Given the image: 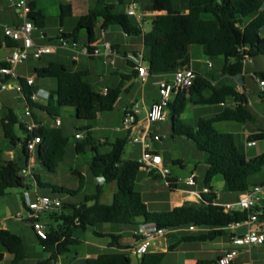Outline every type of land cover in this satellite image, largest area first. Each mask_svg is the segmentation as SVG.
Listing matches in <instances>:
<instances>
[{
	"label": "trees",
	"instance_id": "1",
	"mask_svg": "<svg viewBox=\"0 0 264 264\" xmlns=\"http://www.w3.org/2000/svg\"><path fill=\"white\" fill-rule=\"evenodd\" d=\"M144 12L158 10L164 12L154 17L151 28L144 33L135 19L126 13H117L113 4L105 0L98 1V8L82 16L76 29L69 34H62L68 39H79L82 31L87 33V45L92 48L97 41V26L101 28L120 26L129 36L144 37L143 60L148 65L150 77L172 76L179 68L191 65L190 49L201 46L205 56L215 66L214 74L208 76L197 74L194 85L189 91L177 94L170 104V121L172 137H186L192 140L196 148L207 154L206 163L209 166L205 186L209 190L203 198L205 204L183 205L168 212L157 213L148 210L141 194L136 190V183L141 172V165L137 160H124L127 138L117 139L110 151L101 153L94 142L91 130L86 139L76 145V151L81 154L90 146L93 157L90 170L94 177L104 178L105 184H118V191L114 195L111 205L102 204L100 198L104 186H98L92 195H87L78 204H64L61 211L51 214L48 222V238L41 240L46 253L50 256L36 264H57L58 259L71 252V248L80 244L75 236L77 230L88 231L103 224H135L142 218L146 223L155 224L159 229L174 230L190 226L208 228L204 236L191 239L214 241L226 234V227L234 222H241L247 218V212L225 213L222 206L215 204L217 192L212 184L216 176H222L224 191L243 193L252 186L251 179L264 169V152L249 158L241 153L235 142V136L229 132H220L214 125L219 122H237L253 124L255 116L249 106L248 96L239 92L235 86L225 81L214 79L220 76L239 77L245 73L247 60L264 58V0H188V13L177 10L172 0H137ZM31 7L30 19L36 28L43 29L46 17L37 9V0H29ZM72 15L70 6H62L60 19L64 22ZM15 47L16 43L10 39L0 40V50L4 46ZM6 66V63L0 65ZM138 73V71H137ZM220 74V76L217 75ZM38 78L56 79L57 106L42 108L51 116L59 117L61 108H74L77 119L94 121L98 115L113 111L122 93V84L109 89L106 94L96 92L87 81L86 72L70 73L60 63H51L49 67L36 69ZM264 79V72L260 73ZM25 98L31 107V90L21 80ZM191 96H196V105H227L220 113L210 118H202L196 127L185 125L182 116L187 108ZM18 117L12 109L2 120L5 139L16 144L15 125ZM36 136L41 137V144L37 151V159L41 167L50 173H56L59 165L64 161L68 138L61 129L37 130ZM251 139L264 142V129L253 134ZM25 155L27 140L23 142ZM0 146V197L10 191L24 190L30 181L37 183L40 189H52L55 194H68L75 197L80 195L85 187V177L79 172H73L79 179L76 190L43 183L40 175L33 174L23 177V165L17 161H3ZM177 164V162H175ZM177 179H167L172 189L177 187ZM90 203H92L90 205ZM264 218V216H263ZM96 235H100L95 232ZM112 238L111 247H117L124 252L104 253L96 258L86 260L85 264H133L129 248L118 242L119 237ZM0 246L13 255L11 264H22L27 257L26 246L21 236L9 230L0 229ZM130 250V249H129ZM165 253H146L140 264H164ZM0 254V262L3 260ZM197 264H219L218 260H200Z\"/></svg>",
	"mask_w": 264,
	"mask_h": 264
},
{
	"label": "crops",
	"instance_id": "2",
	"mask_svg": "<svg viewBox=\"0 0 264 264\" xmlns=\"http://www.w3.org/2000/svg\"><path fill=\"white\" fill-rule=\"evenodd\" d=\"M14 1L15 0H0V40L3 42H5V40L7 39L4 34V28L6 26H19L23 21L19 12L13 6ZM98 1L99 0H37V9L41 11L42 14L46 17V25L45 28L43 29L36 28L35 31L33 32V38L35 43L39 46L57 45L62 34L72 33L76 29L78 20L82 16H85L91 10L98 8ZM105 1L106 3L113 4L115 6L117 13H126V8L132 0H105ZM172 1L177 10L181 11L184 14L188 13V0H172ZM62 6H70L72 9V15L69 18H67L64 22H61L60 19ZM160 14H164V12H160L156 9L153 10L152 12H144L143 20L146 31H148L151 28L150 23L152 25L154 17ZM135 21L137 23L136 19ZM96 32H97V41L95 42L94 47L101 51V54L99 56L88 57L82 53L83 49L88 45H87V36L85 37L86 41L82 43L83 36L81 32L79 35V39L77 41H75V39L72 38L70 39L71 42H76L77 46L75 49L60 47L56 50L55 53L45 55L40 60L30 58L28 62L22 65L21 64L18 65L16 67L18 80L9 81L8 89L6 90L1 89V84L3 81H5V78L0 74V140H4L8 142L5 139L3 125H2V120L7 116L8 110L12 109L16 114V116L18 117V123L15 125V134L18 139L16 144L5 142L4 146H1V142H0V146L2 150L1 158L3 161H17L24 166L23 170L29 171L30 173L29 176L33 174L40 175V178L42 180V176L39 172V168H41V166L37 159V152L34 156L28 153L27 155H25L26 157L25 160H22L21 157H18V153L16 151L17 145L18 144L23 145V142L26 140L27 137L26 125L32 120L42 123L46 129H61L65 137L68 138V145L70 144L71 136L74 137L76 140V143L73 147L76 155L74 156V159L79 160L80 154L76 151V145L78 144V142L82 143L83 141L77 140L76 135L78 133H83L87 137V132L86 131L84 132L83 130L80 129H75L76 130L75 135H68V130L66 129L63 120L64 117H66L69 114L71 115L73 112H75L76 114V110L74 108H61L59 110L60 116L55 117V116H51L47 111L41 109V107L55 108L57 106L56 79H50V78L41 79L38 78L36 74V69L49 67L51 63L63 64L66 67L67 71L70 73L86 72L88 74L87 81L91 84V86L96 92L101 94H105L104 92L106 89L107 90L114 89L120 86V84H122V93L113 109V110L120 109L122 111L123 113L121 119L122 123H123V119L125 118L127 110L132 108V106L135 103L139 104L140 113L137 116V125L135 126V128L132 131H126L122 128L120 129L121 131H119V133L123 135H119V137H116V140L119 138H127L128 140L124 154L127 152L128 149L127 147L131 145L129 144L130 137L133 134H136L144 130L147 124L146 112L150 108V106L159 99L157 82L163 79L170 80L172 79V76H158L152 78L149 77L148 81L144 83L139 77V73H137V70L135 69L134 62L130 60L131 55L136 56L143 54L144 37L129 36L123 31V29L120 26H116V25L110 26L106 29H102L101 23H99V25L97 26ZM106 43L111 44L113 48L111 53L106 52L104 47ZM11 54H12V48L5 45L0 50V65L6 63L9 57L11 56ZM190 57H191V52H190ZM144 65L146 68H148L147 64L144 63ZM190 66L197 72V74L201 73L202 75L206 76L207 75L206 73L210 72V71L203 72L199 70L195 66L192 57H191ZM247 66L248 64L246 65V68ZM210 70H212V68ZM31 77L34 78V84L32 86H28V88L31 90L32 94H36L38 96L37 100L33 103L36 104L35 107L29 106L21 85V80L23 81L24 84H27V80ZM218 81L220 80H214L213 83H218ZM261 93L262 92H260V99L262 97ZM176 96L174 97L173 101L175 100ZM196 99H197L196 96L190 97V101L194 105H196L195 104ZM231 104H232V100L228 99L227 105H231ZM227 105L225 104L216 105L219 106V108L217 110L215 109L211 113L210 117H213L216 114L220 113L224 108L227 107ZM251 105L252 102L249 99L250 108ZM200 106H209V105H200ZM29 107L32 110L33 117H28L25 115V112ZM187 108L184 114L186 113ZM184 114L182 117H184ZM100 116L101 114L98 115L97 119ZM57 118L61 120L60 126L55 125V120ZM182 120L185 125H188L190 127H195L194 124L189 125V123L186 122L184 118H182ZM166 121H170V111H169L168 119ZM154 125L151 126V132L154 135H158L152 131ZM240 125L242 126V124ZM243 125L245 126L247 124H243ZM244 126H242V129L240 131L238 130L239 133L237 134L232 132L229 133H232L235 136L236 146H237V138H240L241 141L246 145V148H253L247 146V140L253 134L251 136H248L244 132ZM87 128H91V127L88 126ZM260 129H264V127H258L257 133L260 132ZM94 131L95 129H92L91 133L94 142L98 146H103V145H109L110 147L112 146L113 143H111V141L107 137L104 138L98 137L94 134ZM159 136L161 137V141L152 142L151 147L155 151V153L159 154L163 158L164 164L170 169L171 174L167 179L187 178L191 174H196L197 178H196V184L193 186L187 185L185 183H178L177 187L175 189H172L168 184L167 179L163 178L162 176L148 174L141 170L142 173H145V175L141 178V181L145 184V189L143 190L138 189V181H139V176L141 174L140 172L136 183V190L141 194L142 200L147 205L148 210L151 212L163 213V212L171 211L172 209L176 207H181L183 205H197V206L204 205L205 202L203 198L206 196V194L204 193V189L206 188V186H205V181L203 184L201 183V176L198 171V165H195L194 169L187 176L182 175V173H175L166 163L162 155V153L164 152L162 146L163 137L162 135ZM184 138L186 137H172L170 134V141L173 144H176V142L178 143L179 140L184 141L183 140ZM257 141H258L257 146H259V144H262L264 146V142L259 140ZM135 145L138 146V149L139 146L141 147L140 153H138L137 155H136L137 146ZM135 145L134 148L132 149V153L134 154H131V156L128 159H124V160L138 161V159L141 157L142 144L139 143ZM263 152H264V148L256 156L262 154ZM66 154H67V148H66ZM244 154L247 157L252 158V156L247 155V153ZM92 157L93 155H91V160ZM206 159L207 156L206 157L203 156V158H201L199 162L206 163ZM91 160L89 163V167L91 164ZM175 162H177V165L180 167L181 172L186 169L187 165L183 157L174 159V163ZM73 172H79L85 177V187L83 191L80 193V197L77 200L75 199L71 200L69 202L70 204L81 203L84 201L85 196L92 195L95 193V192L88 193L89 180L92 181V186L96 188L95 190H97L98 186L101 185L104 186V192L102 193V196L100 198L102 204L110 205L111 203H113L114 195L118 191L117 183L106 185L104 178L102 177L96 178L94 176L88 180L87 175L81 172L78 166L74 167L72 173ZM148 177L149 179H154V180L158 179L164 181L166 183L167 188L158 189L157 187H151ZM213 181L211 185L215 190ZM43 183H47V182H43ZM252 184L253 185L264 184V181L253 182ZM52 186H58V185H52ZM76 186L77 187L73 190L78 189L79 179H78V184ZM41 190L42 189L38 187L36 182H34V186L29 185L26 189H24L21 195L18 194L19 191L15 190V194H17L20 199V207L17 208V210L11 215H8L4 217V219L0 220V229L9 230L12 233L21 236L22 239L24 240L27 257L25 261L22 262V264H24L29 259V257H31V260H33V262L36 264L42 260L47 259L50 256V254L47 253L48 254L47 258L40 259L38 255H35L36 248L29 254L26 241L23 235L19 232L24 231L27 228L31 229L34 237L30 241L34 244L32 247H36L38 244L42 246L41 240L36 236L30 223L18 221L14 219V216L19 211H21L23 206L28 201L34 200L37 195L50 196L47 192L42 193ZM48 190H52V189L48 188ZM235 194L237 195V198L235 199L231 198V195H235ZM105 196H107V198L105 199V201H103V198ZM50 197L59 198L57 196H50ZM71 198L73 197L71 196ZM238 198H239L238 193H230L225 191L223 193L217 192V200L215 201V204L223 206L224 204L227 203H235L237 202ZM0 199H4V201H8V202L10 201V203L12 201H16V199L12 197L10 193H8L4 197H0ZM3 204H4L3 200H0V210L3 207L2 206ZM91 204L92 203H90V205ZM48 215L49 218L46 221H44L45 223H48L50 220L51 214ZM148 225L149 223H146L142 218H139L137 219L136 223L132 225L103 224L98 226L97 228L88 231L77 230L75 236L81 241L80 244L73 246L71 248L70 253L61 256L58 259L57 264H85L86 260L90 258H96L104 253L124 252L123 250L118 249L117 247H111V243L113 240L109 236L111 235L118 236L119 237L118 242L123 246L131 249L141 241V237H142L141 231L143 228L147 227ZM15 226L17 227L15 228ZM208 231H209L208 228H201L198 231H190L189 227L169 230L165 236L159 237L155 240V242L150 247L149 252L165 253L166 257L164 259V264H197L198 261L200 260H208V261L218 260L219 263V260L222 258L225 252L229 250L237 249L238 256L234 260L233 264H264V245L253 247L251 249L236 248L231 242V236L228 231L226 232L225 235L218 237L214 241H209V240L204 241L203 239H196V240L191 239L194 237L204 236L208 233ZM245 231H246L245 228H241L238 230V233L241 234L244 233ZM95 232H97L100 235H96ZM129 249L125 252H129ZM254 250L257 251L256 254L254 253ZM44 253L46 252L44 251ZM0 254H3L4 256L0 264H3L4 262H8V264H11L14 258L13 255L10 254L2 246H0ZM68 255H71V258L67 257ZM132 261L133 264H140L141 258L133 257Z\"/></svg>",
	"mask_w": 264,
	"mask_h": 264
},
{
	"label": "built area",
	"instance_id": "3",
	"mask_svg": "<svg viewBox=\"0 0 264 264\" xmlns=\"http://www.w3.org/2000/svg\"><path fill=\"white\" fill-rule=\"evenodd\" d=\"M14 8L19 12L22 23L19 26H6L4 28V34L6 38L14 41L16 46L12 48V54L6 62V66L0 68V74L5 78V81L1 84V89H8L9 81L18 80L16 67L20 64H24L29 61L30 58L40 60L43 56L55 53L58 48H72L75 49L76 42H71L70 39L63 36L60 37L57 45L51 46H39L35 43L33 38V32L36 29L34 22L30 19L31 7L29 0H15L13 3ZM264 11V5H263ZM126 14L137 20V24L146 33L144 26V12L142 11L137 0H132L127 8ZM105 50L108 53L112 52V46L110 43L105 44ZM82 53L88 57L99 56L101 51L94 46L90 48L85 47ZM130 60L135 64V69L139 73V77L145 83L150 77L148 69L144 65L143 54L131 55ZM253 63L252 60H247L246 64ZM208 68H213L214 64L210 60L207 63ZM197 78V72L191 66H184L179 68L170 80H160L157 82L159 99L154 102L146 112V126L144 130L133 134L130 137L131 144H142V154L138 159L141 165V170L158 176H162L167 179L171 171L164 164L163 158L155 153L151 147L152 142H160L161 137L154 135L151 132V126L157 123L164 122L169 116V106L172 103L174 97L182 91H189L195 83ZM34 84V78L27 80V85L32 86ZM216 83H213L215 85ZM261 88V100L264 102V79L259 80ZM241 92L239 89H237ZM108 90H105V94ZM243 93V92H241ZM245 94V93H244ZM38 96L36 94L31 95V102L34 103ZM140 113V107L138 103H135L132 108L127 110L125 118L123 119V129L126 131H132L137 125V116ZM25 115L33 117L32 110L29 107ZM55 125L60 126L61 120L57 118ZM44 127L42 123L35 120L30 121L26 125L27 133V151L30 155L34 156L38 150L42 140L41 137L36 136L37 130ZM76 139L84 141L86 139L85 134L78 133ZM150 141V142H149ZM258 145V141L248 138L247 146L255 147ZM21 175L27 177L30 175L28 170H22ZM196 174H191L187 178H178L177 183H185L193 186L196 184ZM207 188L204 189V193H208ZM64 203L60 198H53L46 195H37L34 200L28 201L21 211H19L14 219L18 221L28 222L31 224L36 236L40 240H47L48 238V223L42 220L43 215L59 212L63 209ZM223 209L225 213L233 212H247V218L241 222H234L229 224L225 229L230 233L231 242L236 248L251 249L264 245V184L254 185L248 191L240 193L237 202L224 204ZM202 227L190 226V231H198ZM245 228L244 233L239 234L238 230ZM169 230L163 228L159 229L155 224H149L141 231V241L129 250L132 257H143L149 252L150 247L159 237H163ZM238 256V250L233 249L225 252L222 258L219 260V264H233L234 260Z\"/></svg>",
	"mask_w": 264,
	"mask_h": 264
},
{
	"label": "rangeland",
	"instance_id": "4",
	"mask_svg": "<svg viewBox=\"0 0 264 264\" xmlns=\"http://www.w3.org/2000/svg\"><path fill=\"white\" fill-rule=\"evenodd\" d=\"M151 26V23H150ZM82 43L86 41L87 33L86 31H82ZM191 57L194 61L195 66L203 71L208 72L206 73L208 76L210 73H215V66L210 70L208 68V61L209 59L205 56L203 49L201 46L195 45L191 47ZM22 65V64H21ZM264 72V58L260 57L255 59V63L248 64L245 74L239 77H228V76H220L219 73H217L218 76H220L218 79L214 80H222L227 83L232 84L237 89H239L241 92L247 94L249 96V99L252 102L251 108L253 109L255 113V122L254 124H247L244 126V132L251 136L252 134L257 133L258 127H264V102L260 99V92L261 88L259 85V80L261 79L260 73ZM219 106L216 105H209V106H200V105H194L190 100L188 101V108L186 113L184 114V118L186 122L189 123V125H197L200 119L202 118H209L211 116V113L216 109H218ZM69 114V113H68ZM122 116L123 113L120 109H116L110 112L101 113V116L94 120V121H87V120H81L77 119L75 112H73L71 115H67L64 117V125L66 129L68 130V135H75V129H80L85 132V129H88L87 127L90 126L92 129H95L94 134L98 137L104 138L107 137L111 143H114L116 141V137H119V135H123L119 133L121 131L120 129L123 128L122 123ZM242 126L235 122H219L214 125V127L220 131V132H232V133H239L242 129ZM172 130L171 121H165L161 123H157L153 126L152 131L155 134L162 135L163 137V149L164 152L162 153L166 163L169 165V167L175 172V173H182V175L187 176L195 167V165H198V171L201 176V183H204V179L207 175L208 171V165L205 162L200 163V159L207 156L206 153L199 151L196 148L195 143L192 140H187L184 138V141L179 140V142L176 144L171 143L170 141V134ZM1 146H4L5 142L4 140H0ZM8 143V142H6ZM76 143V140L74 137L71 136L70 144L67 146V154L65 161L60 164V166L57 169V173H50L45 168L41 167L39 168V172L42 176V181L47 182L52 185H58L60 187H65L69 189H75L78 184V177H76L72 170L74 167L78 166L80 168V171L83 172L85 175H87L88 180L93 177L89 163L91 160V155H93V152L90 148V146L87 147L86 151L84 153L80 154L79 160L74 159L75 151H74V145ZM131 144V142H129ZM137 146V145H135ZM237 147L240 152L247 153L249 156H256L259 152H261L264 148L262 144H259L257 147L253 148H246V145L241 141L240 138H237ZM127 152L124 154L123 159H128L132 153V149L134 148V145H130L127 147ZM111 147L109 145H103L99 146V150L101 153H106L110 151ZM141 147L137 146L136 155L140 153ZM16 151L18 153V157H21L22 160H25V153L23 145L18 144ZM134 152V151H133ZM186 161V169L181 172L180 167L174 163V159L176 158H182ZM145 175V173L140 174L139 181H138V189L143 190L145 189V184L141 181V178ZM150 186L151 187H157L158 189L167 188L166 183L162 180H154L149 179ZM264 181V169L261 173L254 176L251 179V182H261ZM29 185L34 186V181H30ZM213 185L215 187L216 192L223 193L224 192V180L221 176H217L214 181ZM149 187V186H148ZM96 188L92 186V181L89 180L88 183V193L96 192ZM23 190H20L18 192L19 195ZM42 193L47 192L50 196H57L61 198L65 204H68L71 200H77L80 195H77V197L71 198L68 194H55L52 192V190L48 189H42ZM12 197L16 199V201H4V204L2 205V209L0 210V220L4 219V217L11 215L14 213L17 208L20 207V199L17 194H15V191L9 192ZM109 196V195H107ZM105 196L103 198V201L107 198ZM231 198L235 199L237 198V195H231ZM13 203V204H12ZM112 204V203H111ZM110 204V205H111ZM49 218V215H43L42 220L46 221ZM17 226H15L16 228ZM20 228V227H19ZM18 228V229H19ZM15 230V229H13ZM17 231V230H15ZM26 241L29 254L35 249V255H38L40 259H44L48 257L47 253H44L43 248L41 245H37L36 247H32L34 244L31 241L33 239V233L31 229L27 228L24 231H20ZM256 250H254V253L256 254ZM67 257L71 258V255H68ZM66 262V260H65ZM3 264H8V262H4ZM24 264H35L33 260H31V257L24 263Z\"/></svg>",
	"mask_w": 264,
	"mask_h": 264
},
{
	"label": "water",
	"instance_id": "5",
	"mask_svg": "<svg viewBox=\"0 0 264 264\" xmlns=\"http://www.w3.org/2000/svg\"><path fill=\"white\" fill-rule=\"evenodd\" d=\"M140 258H141V261H142V258H143V257H140Z\"/></svg>",
	"mask_w": 264,
	"mask_h": 264
}]
</instances>
